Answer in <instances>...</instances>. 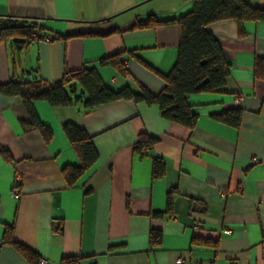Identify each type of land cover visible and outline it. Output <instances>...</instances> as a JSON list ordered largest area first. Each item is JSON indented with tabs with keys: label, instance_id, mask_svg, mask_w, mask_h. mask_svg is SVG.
Instances as JSON below:
<instances>
[{
	"label": "crops",
	"instance_id": "1",
	"mask_svg": "<svg viewBox=\"0 0 264 264\" xmlns=\"http://www.w3.org/2000/svg\"><path fill=\"white\" fill-rule=\"evenodd\" d=\"M247 1L264 7V0ZM192 7V0H0V25L8 17L37 18L40 33L53 36L117 29L50 42L24 37L21 48L7 39L0 43V84L55 83L86 66L115 90L143 86L159 94L165 82L156 72L172 71L180 29L139 24L151 13L172 20ZM206 29L230 66L226 92L190 96L198 115L192 129L164 118L158 105L134 99L87 108V94L72 82L70 105L33 102L52 131L46 140L24 125L30 117L21 97L0 94V264L43 258L64 264L71 256L79 264H264V76L256 74L264 22H244L243 33L232 19ZM113 54L129 62L126 74L101 63ZM236 107L243 109L239 127L213 117ZM67 122L85 128L99 155L73 184L65 169L80 157L64 132ZM141 132L157 138L143 154L134 150ZM155 158L165 165L159 178L153 177ZM9 226L32 259L5 242ZM153 229L162 233L158 246L150 244Z\"/></svg>",
	"mask_w": 264,
	"mask_h": 264
},
{
	"label": "trees",
	"instance_id": "2",
	"mask_svg": "<svg viewBox=\"0 0 264 264\" xmlns=\"http://www.w3.org/2000/svg\"><path fill=\"white\" fill-rule=\"evenodd\" d=\"M191 11L172 20L161 21L155 14L147 15V22L139 26L160 25L176 23L180 29V43L177 61L168 75L157 74L165 82L163 91L153 94L141 86L139 92H134L129 87L115 90L107 86L94 68H83L66 72L63 78L55 83H47L42 79L34 81H14L0 84V94L9 96H20L29 114L30 120L23 122L27 127L39 129L46 140L52 136L49 126L43 124L33 107L35 100H46L52 106L70 105L72 99L69 91L72 90V82L78 83L87 94L85 107H99L120 99H134L137 102L156 104L159 106L164 118L185 126L194 128L197 123V113L193 111L189 102L191 95L211 92H226V77L230 63L225 59L224 52L217 38L207 31L206 27L221 20H235L243 33V23L247 21L264 22V7L255 6L247 0H192ZM44 28L38 23L37 18H22L18 20L13 17L6 18L0 25V43L7 39H14L19 48L25 42L20 38L28 37L34 31L41 32ZM117 29L108 30L104 33L73 32L69 34H55L54 38H67L74 35H106ZM121 54H113L101 60L103 64H112L122 73H127ZM124 59V58H123ZM256 74L264 76V58L256 59ZM243 116L241 107L223 110L213 114V117L234 127H239ZM69 141L77 150L80 163L65 169L69 184H73L77 178L86 173L98 160L99 155L93 143L92 137L85 128L74 122L63 125ZM157 142V138L146 132L139 134L134 145V150L143 154L145 150L151 149ZM165 172V165L161 158L154 159L153 177L159 178ZM173 190L167 196V211L172 210ZM13 226H9L6 232V243L13 244L26 257L32 259L34 253L25 246L13 240ZM162 233L153 229L150 232L151 246L161 243ZM64 264H79V258L66 257Z\"/></svg>",
	"mask_w": 264,
	"mask_h": 264
},
{
	"label": "built area",
	"instance_id": "3",
	"mask_svg": "<svg viewBox=\"0 0 264 264\" xmlns=\"http://www.w3.org/2000/svg\"><path fill=\"white\" fill-rule=\"evenodd\" d=\"M28 38L31 40H40V41L50 42L54 39V36L51 34L42 35L40 32L34 31L28 35ZM122 60H123L124 67L129 68V66H130L129 62H127L123 58H122ZM235 100L240 103L243 100V96L242 95L236 96ZM257 161H258V159L256 157L253 158V162H257ZM18 179H19V174H16L15 180H18ZM0 247H1V243H0ZM40 264H47V260L44 258L41 259ZM183 264H188V263H183ZM196 264H198V263H196Z\"/></svg>",
	"mask_w": 264,
	"mask_h": 264
}]
</instances>
